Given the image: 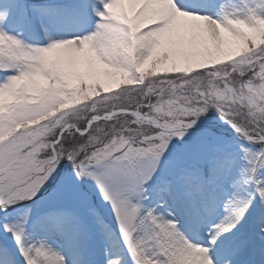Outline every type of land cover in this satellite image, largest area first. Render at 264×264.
I'll list each match as a JSON object with an SVG mask.
<instances>
[{"label": "snow or ice", "instance_id": "6c2138e0", "mask_svg": "<svg viewBox=\"0 0 264 264\" xmlns=\"http://www.w3.org/2000/svg\"><path fill=\"white\" fill-rule=\"evenodd\" d=\"M0 264H264V0H0Z\"/></svg>", "mask_w": 264, "mask_h": 264}]
</instances>
